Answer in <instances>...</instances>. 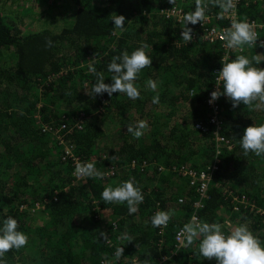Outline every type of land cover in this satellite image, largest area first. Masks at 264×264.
Masks as SVG:
<instances>
[{
    "label": "trees",
    "instance_id": "1",
    "mask_svg": "<svg viewBox=\"0 0 264 264\" xmlns=\"http://www.w3.org/2000/svg\"><path fill=\"white\" fill-rule=\"evenodd\" d=\"M72 1L74 15L66 17L71 21L59 32H23L3 9L16 3L31 10L39 0H0V56L10 50L14 61L12 67L0 65V225L12 216L28 237L26 246L5 253L4 264H111L118 247L123 255L116 264H216L199 255V241L178 249L176 238L194 214L203 182L207 197L197 212L201 222H218L225 234L246 224L264 243V214L250 209L251 203L264 209V155L245 156L240 146L247 126L264 123V110L242 103L233 108L221 95L223 131L230 142L220 153L212 126L209 131L195 127L208 124L212 115L205 98L215 80L220 44L198 40L178 45L182 26L157 13L168 0ZM176 4L195 8V0ZM208 9L220 11L212 5ZM113 12L125 17L124 30L114 29ZM239 13V20L264 19V0H242ZM46 38L54 46L46 48ZM142 43L149 45L152 67L135 81L140 98L86 94L96 80L89 65L111 83V58L125 50L130 54ZM257 54L262 61L254 66L264 68L259 40L236 56ZM148 79L158 84L159 104L152 103L150 94L156 92L142 97ZM37 114L54 127L80 122L65 141L80 163L93 162L103 178L78 179L73 162L63 160L57 138L38 125ZM174 116L173 124L164 123ZM139 120L148 128L136 139L127 125ZM217 157V167L208 170ZM201 171L209 175L202 178ZM129 179L144 196L134 214L126 203L109 204L101 197L104 187ZM159 210L175 213L162 232L151 224ZM101 231L106 240L99 237ZM124 234L133 240H123Z\"/></svg>",
    "mask_w": 264,
    "mask_h": 264
},
{
    "label": "clouds",
    "instance_id": "2",
    "mask_svg": "<svg viewBox=\"0 0 264 264\" xmlns=\"http://www.w3.org/2000/svg\"><path fill=\"white\" fill-rule=\"evenodd\" d=\"M168 2L172 5L176 4V0H168ZM236 2L237 0H195L194 11L179 17L178 22L182 25L180 34L182 39L186 43L193 40V28L188 25L203 23L209 5L218 7L220 9L218 19H224L235 9ZM109 18L114 22V29L124 30L125 17L123 15H117L113 12ZM222 39H224L227 49L243 51L246 45L256 47L259 37L249 22L232 19L230 27L224 30ZM52 46H54L52 40L46 38L45 47L50 48ZM259 46L264 48V40H259ZM148 47L147 43H142L130 54L125 50L119 55H114L107 65V70L111 73V83H105L104 74L97 71L94 65H89V72L96 77V80L91 91H85L86 94L95 98L96 95H103L104 93L111 97L113 93L119 92L125 94L129 99L140 98V91L135 81L144 68L152 67V58L146 54ZM261 61L260 54L251 59L245 55H237L232 60H229L227 55L222 57V68L219 70L216 79L217 90L210 93L209 103L224 95L231 101L233 108L242 103L249 108L264 110V68L256 67L253 63L260 64ZM221 85L222 91L220 90ZM145 87L157 93L153 96L152 103L159 104L157 82L148 79ZM147 128V122L139 120L128 124L127 132L139 139L144 135ZM240 146L245 156L250 152L256 156L264 155V123L247 126L240 138ZM227 147L228 145L224 148ZM73 174L78 178H103L104 176L103 172L96 169L93 162H77ZM101 197L105 203L109 204L126 203L129 214L136 213L138 205L144 200L141 189L135 185L133 179L120 182L115 187L111 185L104 187ZM174 214L173 210L156 211L151 217V224L156 228L167 227ZM18 227L17 219L12 216L5 218L0 225V264H4L2 258L5 253L12 249L18 250L28 243L27 235L19 231ZM222 228L223 226L218 222H201L193 217L179 230L177 238L185 247H191L196 241H199L197 245L199 255L208 260L215 259L216 264H264V243L254 236L246 224L232 227L228 234H225ZM99 237L106 240L107 234L101 231ZM122 239L125 241L133 240L126 234L122 235ZM122 255L123 247H118L114 253L115 259L111 264H116ZM144 264H148L147 260L144 261Z\"/></svg>",
    "mask_w": 264,
    "mask_h": 264
},
{
    "label": "built area",
    "instance_id": "3",
    "mask_svg": "<svg viewBox=\"0 0 264 264\" xmlns=\"http://www.w3.org/2000/svg\"><path fill=\"white\" fill-rule=\"evenodd\" d=\"M252 1L254 3L257 2V0H252ZM241 3H242V0H237L235 9L229 15H226V17L224 19H218V13L220 11H212V10L208 9L206 11V18H205L203 23L198 22L196 25H191V24L188 25L189 27L193 28V40L188 42V43L195 42L198 40L203 41V42H207V43H211V44L219 43L222 50H223L221 57H220V60L218 62V65L214 69V78H215L214 83H213L211 89H209V92L205 98L206 107L212 113V115L210 117V121H208V124H204L202 122H199L197 124V128H200L204 131L211 130L210 126H212V128H213L212 132L214 133L213 138H214L215 145L217 147V153H220V147H222V146L225 147L228 145V143L230 142V138L227 137V135L223 131L224 130V120L222 118V112H221V111H223V109H221V107H220L221 96L217 100H215L214 102L209 103L210 93L214 90H217L216 79H217L219 70L222 68V63H221L222 57L227 55L229 60H232L235 58L236 54L242 52V51H240V49H231V50L227 49L225 47V41H224V39H222L224 30L226 28L230 27L232 19H236V20L240 21L239 20V16H240L239 12H240ZM194 9L195 8H189L187 6H182V5H178V4H175V5L168 4V5H162V6L158 7L157 13L164 16L167 19L174 20L177 25L182 26L178 22L179 17H181L182 15H184L188 12L194 11ZM223 20H226L227 23H223ZM245 20L253 26V29L255 30V32L257 33V35L259 37L258 40H260L261 35L264 33V19L260 20L258 18H246ZM181 31L179 33V39H177L178 45L186 44V42L182 39V37L180 35ZM220 90L222 91V85H221ZM220 112H221V114H220ZM80 127H81V125L79 123L78 128H80ZM53 132H54V136L57 138L59 144L62 145L63 160H71L73 162V164L76 165V163L79 162L80 158L78 156L74 155V153L72 151V146L70 145L69 141H65V138H64L65 135L67 134V132H71V129L69 127H67L66 123H64V124L58 125L55 128H53ZM66 147H67V149H65ZM219 161H220V159H219V157H217L215 159L214 163L212 165L208 166L207 169L209 170L210 168H216L217 163ZM134 164H135V162H134ZM201 172H202V178H205L206 175L207 176L209 175V174H207L208 172H205V171H201ZM188 173L194 175L193 170L184 171V174H188ZM78 179H80V178H78ZM197 191L199 193V199L194 203L195 211L191 217V220L193 217H196L199 221H201L197 212L203 206V199L207 197V184L205 182H203L202 185L200 187H198ZM246 203H250V202L247 200ZM250 209H252V210L256 209L258 213L264 214V209L262 207L256 206L253 203H251ZM164 228L165 227H161V232L164 230ZM179 230L177 231V234H178ZM176 238H177V236H176ZM177 241H178V249H179L183 245L181 244V242L178 238H177Z\"/></svg>",
    "mask_w": 264,
    "mask_h": 264
},
{
    "label": "rangeland",
    "instance_id": "4",
    "mask_svg": "<svg viewBox=\"0 0 264 264\" xmlns=\"http://www.w3.org/2000/svg\"><path fill=\"white\" fill-rule=\"evenodd\" d=\"M10 5H12L11 8L3 9L4 10L3 14H6L10 18L12 17L15 20V22L19 25V27L22 30H24L23 32L26 31L35 32L46 28L53 30L55 32H59L62 29V27L65 25V23L71 21V20L67 21L66 17H69L70 15L72 16L74 15L72 0H39V3L33 5L32 6L33 8L31 10H29L28 8L24 10L23 6H18V4L16 3L13 4L10 3ZM13 64L14 61L12 58L11 51L4 50L2 55L0 56V65L2 67L8 68V67H12ZM149 94H150V90L145 89L142 97ZM150 95L153 97L155 96V93H152ZM166 99L168 100V98ZM153 111H155L154 107H153ZM181 113L182 112L176 115V117L180 116ZM36 119H37V123H39L38 125L42 127L43 131L50 132L52 135H54L53 128L55 127L52 126L53 125L52 123L44 121L42 116L39 114L36 115ZM149 119L151 120V122H155V119L153 117H150ZM162 121L163 120L161 119V122ZM175 121L176 119L174 116V118H168V120L164 121V123L173 124ZM79 123L80 122L69 124L67 122V127H69L71 129V132H73L79 126ZM197 124L195 125L196 128H197ZM104 127L106 128V126ZM65 149H67V147Z\"/></svg>",
    "mask_w": 264,
    "mask_h": 264
},
{
    "label": "crops",
    "instance_id": "5",
    "mask_svg": "<svg viewBox=\"0 0 264 264\" xmlns=\"http://www.w3.org/2000/svg\"><path fill=\"white\" fill-rule=\"evenodd\" d=\"M222 112V118H223V120H224V123H225V118H224V112L223 111H221ZM221 112H220V114H221Z\"/></svg>",
    "mask_w": 264,
    "mask_h": 264
}]
</instances>
